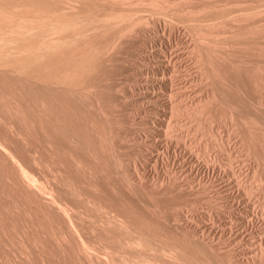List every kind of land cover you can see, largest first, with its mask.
<instances>
[{
  "label": "bare ground",
  "instance_id": "bare-ground-1",
  "mask_svg": "<svg viewBox=\"0 0 264 264\" xmlns=\"http://www.w3.org/2000/svg\"><path fill=\"white\" fill-rule=\"evenodd\" d=\"M145 1L148 2H146L147 6L149 4L150 8L147 10L151 17L156 14L154 16H161L162 20L168 18L166 22L163 21V24H166L163 26L167 27V22L168 27L171 24L170 27L175 26L173 27L175 29L176 26L182 25L183 28H187L185 29L190 32L189 34H193H191V37L194 36V39L191 38L193 42H191L192 45L190 43L191 46H188L191 47L188 50L193 61L192 64L195 63L194 68H197L196 72L199 73L198 76L200 75V81H203L207 86H204L207 89V92L205 91L206 95H203L204 97H195V100L185 102L184 97L177 95L178 89L177 93L173 89L175 95L172 94L171 89V91L168 90L167 97L153 91L154 87L149 90L150 88H143L142 86L143 89L138 87V90L135 91L131 88L129 90L123 84L121 86L128 88L125 95V89L123 93L120 90V85H118V88L114 83L112 84L113 79H110L107 70L114 65L124 66L132 61L130 58L133 59L134 57L135 59L130 64L138 70V74L134 76L138 78V82H144L143 85H157L158 88H167L169 77H167V74H169V71L171 72V69L179 77V69H177L179 67L174 64L170 69V63L168 64L170 58L168 61L165 59L164 49H148L149 47L147 45L148 48L145 47L142 44L143 42L140 45L136 43L135 51L132 49L134 47L131 48L132 50L129 49L131 52L134 51L132 53H129L130 51L127 49L130 47L128 46L130 41H134L136 37L141 38L142 41L145 39L152 40L154 37L160 39V36L157 35L159 33L150 34L145 31L146 28L144 30L142 28V26L147 27L150 26L148 23H152L150 19L143 17L145 16L143 13L139 14ZM204 1L199 2L200 4L198 3L199 5L197 4L195 7L198 8ZM221 1L223 2V0ZM175 2L176 0H0V264H263L261 259L264 257V241L261 235L264 232V220L259 214L254 212L249 214L246 211L245 215L239 214V216H236L237 219L233 218L236 222L238 220L244 228H260L259 233H257L260 242L258 241V249H254V255L253 252H250L253 256L251 255L252 257L246 259L245 262L244 257L242 258L243 262L236 261L234 258L233 263L231 257L236 254L232 253L233 248L229 252L232 255L229 256L231 260H227L229 253L227 254L228 251L223 250L222 243L220 245L219 242L212 241L213 237V239L208 238V236L204 238L205 231L202 229L201 231L200 227L197 228L189 221H186V224L191 228H189L191 231L187 232L186 230L187 233L184 232L185 229L179 231L178 224L175 227L167 222L171 217H167L166 211L172 210L173 217L177 219H173L174 222H179L181 218H184L182 209L187 204L189 206L191 202L184 204L179 202V199L185 201L192 194H203L209 189L207 185L210 184L212 179L210 178L208 184H205L204 180L201 179L212 177L216 172L219 174V178L220 175H223L221 177L223 178L226 170L223 167L225 164L227 166L224 168L233 167V160L239 152L243 153L242 156L247 161H252L250 164L252 167L249 170L250 172L244 175H242L244 171L241 173L239 170V174L235 171L236 185L239 184L238 187L245 183L247 185L244 179L245 181L249 179V184H255L256 187L257 185L263 186L262 188H264V156L262 157L263 154L259 153L260 150H257L262 148L264 152V120H261L262 117L260 119V116H255L257 108L264 112V61L246 60L249 54L256 52L257 49L258 53H264V41L256 40L254 44L251 43L253 46H257V49L255 48L256 50H253V52H251L254 48L252 45L249 46L252 47L249 50L250 48L246 47L247 44H242L247 39L252 41L254 38L255 41L259 38L255 34H258L259 30L264 28H259V25H264V19L260 24L261 19L257 20L255 17L258 16L255 15L264 14V6H262L264 4L260 2L261 5L258 4L260 7L253 4V7L249 6L248 9L244 5L242 8L245 9L237 7L238 10L234 9V11L237 10L236 12L240 11V13L236 15L227 5L226 7L229 10L227 11L225 8L226 10L223 11L224 3L229 4L227 1L223 2L221 7L216 6L219 1L217 4L214 2V5H212L214 9L212 10L210 5L212 2L206 6L203 5L202 7L205 6L206 8L201 7L202 10L200 7L198 9L191 8L194 5H190L191 2H194L193 0L188 3L189 7H186L187 5L184 7L188 0L185 3L176 2L177 5ZM172 4H175L176 8L178 5H182L183 8L180 6L179 10L174 9L175 7H171ZM254 5L257 7L255 8ZM207 7L210 8L207 9ZM232 7L234 6L232 5ZM168 9L172 10L171 13L174 9V14L176 10V13L179 12L176 14V18L173 14H170ZM167 11L170 15H167ZM230 12L235 13L233 14L234 18L235 16H238V18L240 16L244 17L246 25L251 21H258L259 25L254 24L255 22L252 25L251 22V25L245 27L244 21L242 24L240 23V26L244 25V27L242 26L243 29L241 27L242 30H240L238 21H233L232 23L235 22L234 24L238 26L231 24L233 29L230 27V23H227L229 26L225 25L228 22ZM225 13L226 16L228 15L226 17L227 21L224 18L222 19V17H225ZM219 14L223 15L220 16ZM232 14L229 19L232 18ZM171 15L175 20L172 19ZM169 16L173 21L169 19ZM250 16H255V20H251ZM241 17L237 19L240 20ZM246 17L249 18V21ZM152 25L155 28V25ZM225 26L231 29L226 30L227 27ZM169 31L172 32L171 34L173 32L176 34L175 31ZM262 32L260 30L259 39L262 37ZM246 35L254 37L245 40ZM262 39L264 40V36ZM246 43L250 44L249 40ZM243 46L251 53H247L246 50L245 52V48L241 49ZM240 51L248 54L245 60L242 58L245 54L241 53L242 56L239 54ZM261 53L259 54L261 55ZM133 55L134 57H131ZM260 55H257L259 59L264 56ZM257 56L254 55L252 58ZM190 58L188 57V59ZM262 58L264 60V57ZM225 67L233 69V71L235 69H245L249 74L252 85L255 87L254 91L256 89V92L257 90L260 92L258 95H261V97L258 98H263L262 100L258 99L257 101L254 95L252 96L253 89L251 90V96H248L250 97V99H247L248 102H251L253 97L256 102L252 101L256 104V108L254 105H248L255 109V111L249 110L252 114L249 111V113H245L249 107H245V111L241 109L244 113L239 110L240 107L238 106L243 105L246 102L245 100H240V102L244 101L243 104H239L235 99V101H229L233 96L236 99L238 97V95L235 96L237 90L234 92L235 94L230 92H233L232 90L235 88H241L240 86L235 87L237 84H232L233 77L230 74V80V77L227 76L229 72L226 74ZM233 75L236 74L233 73ZM247 76L243 77H246L248 81ZM228 77L231 88L232 85L235 87L232 90L227 85L228 81L226 79ZM172 79L171 81H173ZM200 81L198 82L200 83ZM174 83H171V85ZM218 84L228 86L227 93L233 94V96L228 95L231 96L228 99L226 93L224 94L227 88L222 86L226 89H219ZM114 92L116 94L122 92L125 98H123V102L131 104L132 108H138L141 111L130 113V108L128 113L127 109L129 107L124 108V112L127 111L126 113L129 114V122L133 124L137 119H147L155 134H163L164 137L166 136L169 139L175 137L177 141L179 139L181 143L178 142L179 144H177L178 156L181 152L186 153L184 148L187 147V158L190 160V165L186 167L187 164L183 161L179 163L180 170L181 172H189L191 179H197L198 187L195 184L193 188L191 184L193 181L191 182L190 179V181L185 180V182L182 179L183 183L179 184L178 182H181V179L178 178L182 174L177 177L176 170L172 171L170 167H168V171L171 170L169 175L165 173L166 175L156 177L155 181L151 180L154 183L151 182L150 184L149 182L150 185L146 184L149 171L144 168L139 170L137 167H134V169L126 167L124 163L126 160L125 154L129 147L138 146L142 141L148 142L154 147L159 142H157L155 134H153L155 136L150 134V136L141 137L142 135H139L141 128L139 131L134 129L133 134L131 132V137L129 134L127 135L130 132L127 128L123 129L124 123L119 115L122 112H118L122 111L123 107L120 110H118L119 108L114 110L116 115H111L112 111H109V108L115 109L114 106L118 102L113 101L115 98L111 100L110 94ZM237 93L239 94V92ZM243 95L246 99L249 94ZM119 100L122 101V99ZM111 101L114 102L113 106ZM245 104L247 105V103ZM119 107L121 106L119 105ZM219 109L221 111L218 113ZM135 112H138V110L136 109ZM117 115H119L122 122L119 120L118 122L114 118ZM262 115L264 117V114ZM216 119L228 123V136L222 135L218 130L216 131L221 135L214 132ZM120 123H123V126ZM117 124L119 128L122 126L124 133L119 132L121 130H118ZM148 124L146 123V125ZM219 124L221 123L219 122ZM212 125L213 129H211ZM131 128L130 130L133 129ZM226 128L228 127L226 126ZM204 135L206 139V135L215 139V142L214 140L211 141L215 143H212L211 147L216 146L218 152H224L226 162L220 158V154L213 155L212 152L211 154L207 152V149L209 151L212 148H208L210 147L207 144L208 141L207 143H201V138ZM232 135L240 138L238 149L234 146L236 143H234L232 149L231 146L229 147V140ZM187 136L191 138L189 139ZM216 136L218 137L216 138ZM186 137L189 139V141L185 139L188 142L184 140ZM182 140L187 143V146L185 143L182 144ZM164 142L161 141V143ZM169 144H172V142L170 141ZM120 145L127 147L125 150H128L123 149L125 154L120 149ZM258 145L261 147L259 148ZM140 146L143 145L140 144ZM147 148L148 146L144 145L143 150L141 148L133 149L130 155L135 157L148 155ZM118 149L123 152L120 153L121 155L124 154L125 160ZM216 150L214 149L215 152L212 150L213 153H216ZM237 151L239 152L237 153ZM164 154L169 155L170 153L167 150ZM174 154L175 157H178L176 153ZM241 154H238L239 158H241ZM211 155L213 156L211 157ZM133 157L130 158L134 159L135 157ZM131 159L129 161H132ZM155 159L156 163L159 159L162 164L165 160L164 156L160 157L159 154ZM179 159L177 160L179 161ZM136 160L128 163L136 164L134 163L137 162ZM175 161L176 159H174V163ZM166 164L168 165L167 162ZM173 165L175 166V164ZM229 169L231 168L229 167ZM232 171L234 172V168L231 169ZM233 172L232 176L235 173ZM113 177L118 178V186L117 181H114L117 178L113 180ZM184 178L186 179V177ZM214 179V182L218 180H216V177ZM211 187H214V185ZM243 187L245 190L246 186ZM253 187L251 185L249 192L254 190ZM262 188L261 192L264 190ZM255 189H259L257 191L260 192V188ZM223 190L220 191L221 194L224 192ZM212 192H215V190H212ZM225 193L228 194V192ZM219 194H216L217 198H220ZM260 195L264 196V194L259 193L256 197L260 199L258 197ZM169 197H171V200ZM211 198L209 196L208 200H214V202L213 204L209 203V205L214 206L217 198ZM224 198L226 199V197ZM262 198L264 199V197ZM193 201H195V198ZM220 203L222 202L220 201ZM218 206L215 205V209ZM215 214L218 213L215 212ZM213 229L215 230V227ZM213 233L218 234L217 230ZM223 233L219 236L221 239H226V235ZM227 236L229 237V235ZM227 240L224 241L227 242ZM228 247L225 250H228ZM236 256L238 257V255Z\"/></svg>",
  "mask_w": 264,
  "mask_h": 264
},
{
  "label": "rangeland",
  "instance_id": "rangeland-1",
  "mask_svg": "<svg viewBox=\"0 0 264 264\" xmlns=\"http://www.w3.org/2000/svg\"><path fill=\"white\" fill-rule=\"evenodd\" d=\"M179 1H183V0H176V2L177 3H179ZM187 1V0H186ZM186 1H183L184 3L186 2ZM194 2H191V0L189 1L188 0V2H186L187 4H184V7L186 6V7H189L190 5H192V4H194L193 5V7L191 6V8H196L195 6L200 2L201 3V1H203V0H193ZM210 1V2H209ZM208 1V3H211L212 1L211 0H209ZM215 1H217V0H214L210 5L212 6V5H214V2ZM219 1V2H218ZM217 2L219 3V4H217V2H215L217 5L216 6H220L221 7V5H223L222 3L223 2H225V1H227L229 4H225L224 3V5H225V7H222V8H224V10L223 11H225L226 9H227V7H226V5L227 6H229L228 8L231 10V11H234V9H237V7H239V9L240 8H242V6L244 5V7H249V6H252L253 7V4H256L257 6H259L258 4H260V2L262 1V0H223V2L221 1V0H218ZM220 1L222 2L221 4H220ZM258 1V2H257ZM147 1H145V3H146ZM175 2V3H176ZM180 2V3H181ZM182 2V3H183ZM191 2V4L189 5L188 3H190ZM196 2V3H195ZM249 2H251V3H249ZM145 3H143L142 4V7H141V9H140V11H139V14H142L143 13V15H145V16H143L145 19H150V21L152 22V23H148L150 26H147V27H145V26H142V28H143V30L146 28L147 30H145L146 32H149L150 34H157V33H159V34H157V35H159L160 36V39H161V37H162V39L160 40L159 38H157V37H154L152 40L151 39H145V40H147V41H142L141 40V38L139 39L138 37H136V38H134V41H130V45H128V46H130V47H128L127 49L129 50V49H131L132 47H134V48H132V49H134V51H135V47L137 46V45H140L142 42V44L143 45H145V47H147L148 49H164L165 50V59L168 61V59L170 60L169 62H168V64H169V66H170V69H171V67L175 64L176 65V67H179V68H177V69H179L178 70V72H179V77H178V75H176L177 73H175L174 74V72L172 71V69H171V72L173 73H171L170 71H169V74H167V77L169 76H171L170 78L168 77V86H167V88H158V86L156 87V86H150V85H146V84H144V85H146V86H144L143 85V83L144 82H142V83H140V82H138L137 80H138V78L136 77V76H134V75H137L138 74V70L136 69V68H134V66L133 65H131L130 63L131 62H133V60L135 59V57H134V55L133 56H131V57H134L133 59L132 58H130L132 61L130 62V63H127L126 65H117V66H112L111 67V69H108L107 71L110 73H108V75H110V79H113L111 82H112V84L114 83V85L115 86H117L118 88H119V86L118 85H123L124 84V86H126V87H128L129 88V90H131V89H133V90H138V87L140 88V89H143V88H146V87H148V89L149 90H151V89H153V87H154V90L153 91H157V92H159V93H161L160 95H166L167 97H168V90L169 91H171L172 90V94L174 93V92H178V90H179V92L177 93V95L179 96V95H181V97L183 98V99H185V102H190V100H195V97L196 98H199V96H201L200 98H202V96L203 95H206V92H207V89H206V85L204 84V82L203 81H200V75L198 76V74H197V68L195 69L194 68V66H195V63H194V65L192 64L193 63V61H192V59L190 58V54H189V50H190V48L188 47L189 45H190V43L191 42H193L192 40H191V38L192 39H194V36H192L191 37V34H189L190 32H187V28L185 29V28H183L182 27V25L181 26H176V29L175 28H173V27H175V26H171L170 27V25L171 24H169V27H168V22H167V27L166 26H163L164 24H163V21H167V19L165 18V19H161L162 17L160 16H158L157 15V17L156 16H154V15H156V14H152L151 12V14L153 15L152 17H151V15L149 14V11L147 10L148 8H150L149 7V4H148V6H147V3L145 4ZM177 3H176V5H177ZM181 3V4H182ZM199 3V4H200ZM204 3V4H203ZM207 3V0H205L204 2H202V4H201V6H198V8L200 7H202L203 5H208V3ZM238 3V4H237ZM261 3H263L264 4V1L263 2H261ZM198 4V5H199ZM234 6V7H232V5ZM250 4V5H249ZM145 5V6H144ZM175 5V4H174ZM173 4H172V6L171 7H175L174 9H178L180 6L183 8V4L182 5H178L177 6V8H176V5L174 6ZM189 5V6H188ZM239 5V6H238ZM246 5H248V6H246ZM256 5H254L255 6V8L257 7ZM261 5V4H260ZM204 6V7H205ZM210 6V7H211ZM231 6V7H230ZM241 6V7H240ZM262 6H264V5H262ZM261 6V7H262ZM146 7V8H145ZM170 7V8H171ZM204 7H202V8H204ZM209 7V8H210ZM242 8V9H245V8ZM251 7V8H252ZM260 7V6H259ZM198 8H196V9H198ZM202 8H201V10H202ZM206 8V7H205ZM208 7H207V9H209ZM217 8V7H216ZM226 8V9H225ZM250 8V7H249ZM174 9H173V13H171L172 12V10L170 11V9H168L169 11H170V14H173L174 16H175V18H176V14H178V13H176V11H175V14H174ZM180 9V8H179ZM178 9V10H179ZM212 9H214L213 8V6H212V8H211V10ZM218 9V8H217ZM229 9H227V11L229 10ZM248 9V8H247ZM147 10V11H146ZM150 10V9H149ZM219 10V9H218ZM238 10V9H237ZM236 10V11H237ZM204 11V10H203ZM217 11V10H216ZM236 11H234L235 13H236V15L238 14V13H240V11L237 13ZM202 12V11H201ZM233 12V14H235ZM231 13V12H230ZM148 14V15H147ZM169 14V12L167 11V15ZM169 14V15H170ZM200 15H201V13H199ZM202 14H203V12H202ZM232 14V13H231ZM231 14H229V16H231ZM233 14H232V18L231 19H229V16H228V22H226L227 20V16H226V13L224 14V16L225 17H222V19L224 18V20H226L225 22V25H227V26H229L230 25V27H232V25L233 26H237V25H235L234 23L236 22V21H238V26H239V29L240 30H242L243 29V27H244V25H245V27L246 26H248L252 21L251 20H255L254 19V17L255 16H258V17H255L257 20L260 18L261 19V22H260V24L262 23V19H264V14L263 15H260V14H262V13H258L259 15H255V16H250L251 18V22L249 23H247L248 25H246V19L243 17H241L242 19H240V20H238L239 18H238V16L236 17L235 16V18H234V16H233ZM166 15V16H167ZM173 15H171L172 16V19L173 20H175V18L173 17ZM214 15V14H213ZM220 16H222L221 14H219ZM219 15H217V16H219ZM146 16H147V18H146ZM149 16H150V18H149ZM171 16H169V19H171ZM215 16V15H214ZM260 16V17H259ZM263 16V17H262ZM252 17H253V19H252ZM262 17V18H261ZM153 20H152V19ZM155 18V19H154ZM160 18V19H159ZM238 18V19H237ZM246 18H248V17H246ZM171 19V21H173ZM233 19V20H232ZM245 19V20H244ZM156 22H155V21ZM159 20V21H158ZM230 20H232L231 22H229ZM148 21V20H147ZM161 21V22H160ZM170 21V20H169ZM233 21H235L234 23H232ZM245 21V22H244ZM248 21H249V18H248ZM260 21V20H259ZM149 22V21H148ZM154 22V23H153ZM160 24H159V23ZM244 22V23H243ZM255 22V23H254ZM254 22H252L251 24L253 25V23L254 24H257V25H259L258 24V21L256 22V21H254ZM264 22V21H263ZM229 25H228V24ZM243 23L244 25H242V26H240L241 24ZM151 24H154L155 25V28L153 27V25L151 26ZM232 24V25H231ZM250 24V25H251ZM166 25V24H165ZM227 26H225V27H227ZM237 26V27H238ZM166 27V28H165ZM230 27H227V29L226 30H230L231 28ZM241 27H242V29H241ZM261 27H264V25L262 24V26L261 25H259V28H261ZM149 28V29H148ZM152 28V29H151ZM154 28V29H153ZM173 28V29H172ZM233 28V27H232ZM156 29V30H155ZM172 30V31H175V33L176 34H174V32H173V34H171L172 32L171 31H169V30ZM234 29V28H233ZM238 29V28H237ZM153 30V31H152ZM155 30V31H154ZM164 32H163V31ZM179 30V31H178ZM236 30V29H235ZM258 30V29H257ZM257 30H254V31H257ZM261 30V32L262 31H264V28L263 29H260ZM260 30H259V33H260ZM169 31V32H168ZM177 31V32H176ZM189 31V30H188ZM253 31V32H254ZM165 33V34H164ZM178 33H179V36H178ZM256 33V32H255ZM258 33V32H257ZM255 34V35H257L259 38H260V34ZM264 32H262L261 34V39H259L257 36V38L258 39H255V41H254V36H252V37H250V35H249V37H248V35H246L247 37H244L245 38V40H246V38H253V40L252 41H250V39H247V41L246 42H248V40H249V42H250V44L249 43H246V42H244V43H242V44H244V45H246L247 44V48L249 49L250 47L249 46H251L252 45V47H254L253 49H252V47L249 49V50H251L252 49V51L251 52H253V50H256L257 49V46H253V44L256 42V40L257 41H259V40H261V41H264L262 38H263V36H264V34H263ZM169 34V35H168ZM183 34V35H182ZM187 34V35H186ZM254 34V33H253ZM252 34V35H253ZM175 35H176V37H175ZM190 35V36H189ZM193 35V34H192ZM178 36V37H177ZM189 38H188V37ZM168 37H170V38H168ZM138 39V40H137ZM157 39V40H156ZM170 39V40H169ZM154 40V41H153ZM178 40V41H177ZM186 40V41H185ZM243 40V39H242ZM176 41H177V43H176ZM244 41V40H243ZM164 42V43H163ZM136 43H137V45H136ZM152 43V44H151ZM173 43V44H172ZM187 43H189V44H187ZM251 43H253V44H251ZM161 44V45H160ZM163 44V45H162ZM176 44H178V45H176ZM135 45V46H134ZM147 45V46H146ZM151 45V46H150ZM158 45V46H157ZM191 45H192V43H191ZM190 45V46H191ZM154 46H156V47H154ZM163 46V47H162ZM166 46V47H165ZM184 46V47H183ZM242 46V45H241ZM161 47V48H160ZM173 48V49H172ZM245 47L243 46V48H241V49H244ZM256 48V49H255ZM131 49V50H132ZM182 49V50H181ZM185 49V50H184ZM189 49V50H188ZM127 50V51H128ZM131 50H129L128 52L129 53H132V52H134V51H132L131 52ZM170 50V51H169ZM180 50V51H179ZM247 51V49L245 48L244 49V51ZM247 51V53H251L250 51ZM258 50V49H257ZM256 50V52H254V53H251V54H249V56H248V54H246L245 52H243L242 53V51H240V53L239 54H241L242 56V58L245 60L246 58L245 57H247L248 56V58L246 59V60H248V61H258V60H261L260 62H263L264 60H262L263 58L262 57H264V56H261V55H264V53H261V52H259V53H261V55L258 53V51ZM177 51V52H176ZM179 51V52H178ZM184 51V52H183ZM188 51V52H187ZM172 52V53H171ZM186 53H188L187 55H189V56H187L186 55ZM184 54V55H183ZM253 54V55H252ZM172 55V56H171ZM178 55V57H176ZM251 55V56H250ZM257 56V55H260L261 56V59H259L258 57L259 56H257V57H254V58H252V56ZM168 56V57H167ZM169 56H171V57H169ZM167 57V58H166ZM183 57V58H182ZM188 57L191 59H188ZM251 57V58H250ZM182 60H181V59ZM186 58V59H185ZM176 59H178V60H176ZM252 59H254V60H252ZM172 60V61H171ZM189 60V61H188ZM174 62V63H173ZM181 64H180V63ZM184 62H187L186 64L184 63ZM177 63V64H176ZM180 65H179V64ZM185 64V65H184ZM189 66H188V65ZM120 66V67H119ZM127 66V67H126ZM131 66V67H130ZM181 66V67H180ZM186 66V67H185ZM188 66V67H187ZM115 67H117L116 69H115ZM123 70H122V69ZM131 68V69H130ZM185 68V69H184ZM226 68V70H227V72H226V74H227V76H229L230 77V80H231V76L233 77V81L234 82H236V83H234L233 81H232V84L233 85H235V84H237V86L235 85V87H239L240 86V88L241 89H236L235 87H233V85H232V88H235V89H233L232 90V88H231V85H229L230 83V81H229V77L226 79V81H228V84L227 85H229L230 86V90H232L233 92H230V91H228V92H230V93H233V94H235L234 92H236V90H237V92H239V94L236 92V94H235V96L236 95H238V97H237V99L233 96V94H229V93H227V90L229 89V87L228 86H226V85H222L223 87H226V88H222V86H220L219 84V89H223V90H225L224 91V94L226 93V97L229 99L231 96H228V95H232L233 96V98L231 97V99H229V101L231 100V101H233L234 99L235 100H237L236 102H239V104H243L242 102H244V101H241L240 102V100H245L246 102L245 103H247V105L244 103L243 105H239L238 107H240L239 108V110L240 111H242L243 113H244V111L246 110L245 109V107L247 108V107H249L248 108V110L245 112V113H247L249 110H254L255 111V109L254 108H252L251 106H248V105H254V107L256 108V104H254V103H256L254 100V97L256 98V100L258 101V99H260V98H258V97H261V95H258V93H260L258 90H257V92H256V89H255V91H254V86L252 85V83H251V80H250V78H249V74H248V72H246L245 71V69L243 70L242 68V74H240L241 72H240V70L241 69H239V70H237V69H235V71H233V69H227V67H225ZM229 68V67H228ZM129 69L131 70L130 72H129ZM189 69V70H188ZM111 70H114L113 72L111 71ZM118 72H117V71ZM122 70V71H121ZM134 70V72H132ZM181 70V71H180ZM233 71V72H231V71ZM183 71V72H182ZM240 73H239V72ZM125 72V73H124ZM236 72V73H235ZM130 73V74H129ZM171 73V74H170ZM233 73L234 74H236V75H233ZM243 73H244V75H243ZM115 74V75H114ZM117 74V75H116ZM132 74V75H131ZM226 74H225V78L227 77L226 76ZM230 74H231V76H230ZM240 74V76L238 77V75ZM247 74H248V76H247ZM112 75H114V76H112ZM242 75V76H241ZM115 76H117V77H115ZM176 76V77H175ZM184 76H185V78H184ZM243 76H247V79H248V81L246 80V77H243ZM119 77V78H118ZM235 77V78H234ZM172 78H174V79H176V80H174V79H172ZM243 78V79H242ZM110 79H109V81H110ZM115 79V80H114ZM171 79L174 81V82H179V83H174L173 81H171ZM245 79V80H244ZM136 80V81H135ZM200 81V83L198 82V81ZM247 81V82H246ZM116 82H118V83H116ZM127 82H128V84H127ZM135 82V83H134ZM202 82V83H201ZM239 83V85H238V83ZM110 83V82H109ZM131 83V84H130ZM137 83V84H136ZM171 83H174V84H172V85H174V86H172L171 85ZM246 83V84H245ZM251 85H250V84ZM141 84V85H140ZM178 84H179V87H178ZM182 84V85H181ZM186 85V86H185ZM130 86V87H129ZM132 86V87H131ZM142 86H143V88H142ZM171 86V87H170ZM180 86H182V87H180ZM204 86H206V87H204ZM250 86V87H249ZM253 86V88H251ZM121 87H123V86H121ZM120 87V90L124 93V89H125V95L127 94V92H128V88H125V87H123V88H121ZM135 87H136V89H135ZM174 87H177V88H174ZM244 87V88H243ZM131 88V89H130ZM251 88V89H250ZM155 89H157V90H155ZM159 89H161V90H163V91H160ZM171 89V90H170ZM173 89L175 90L174 92H173ZM178 89V90H177ZM253 89V94H252V96L254 95V97H253V102L251 101H247V99H250V97H248V96H251V93H252V90ZM119 90V91H120ZM159 90V91H158ZM222 90V91H223ZM235 90V91H234ZM244 92H242V91ZM166 91V92H165ZM206 91V92H205ZM242 93H241V92ZM117 92V91H116ZM122 92H119V93H112V94H110V97H111V100H112V98H115V99H113V101L115 102V101H118L117 102V107L116 106H114L115 107V109L114 108H109V111L111 112V115H116V113L114 112V110H116L117 108H119L118 110H120V108H122V111L120 110V111H118L119 113H121V114H119V113H117V114H119L120 115V118H122V120H123V123H124V126H126V127H124L123 126V123H120V125L122 124V126H123V129H128V131L130 132V133H127V135L129 134L130 135V137L132 136V134H133V130L134 129H138L137 131H139V129L141 128V130H140V134H139V132H137L141 137H143V136H150V134L152 135V136H155V137H157L156 138V140H157V142H159L158 143V145H155L154 147H152L153 145H151L150 143H148V142H145V141H142V143L140 142L139 143V145L137 146V145H134L133 147H129L128 149L130 150H128V149H126V150H128L129 151V153H128V151H127V153L125 154V148H127V147H123V145H120L119 147H120V149H122V151H123V149L125 150V151H123L124 152V154L126 155V158L125 157H123L124 156V154L123 155H121V153H123L122 151H120L119 149H118V151H119V153H120V155L123 157V159L125 160L124 161V163H125V165H126V167L129 169V167H130V169H134V167H137L139 170H141L142 168H144L145 170H147V171H149L148 172V175H147V179L146 180H148L147 182H146V184L147 185H150L151 184V182L152 183H154L153 181H151V180H156V177H161V175L163 176V175H166L165 173H167L168 175H169V173L171 172V170L170 169H172V171H175L176 172V174H177V177L178 176H180L179 174H182L181 176H180V178H178L181 182H178L179 184H182L183 183V181L185 182V180L186 181H190L191 180V184L193 185V188L196 186V187H198L199 185H198V183H197V179H191V176H189V172H181V170H180V165H179V163H181V162H183V161H185V163L187 164L186 165V167L187 166H189L190 165V160L187 158L188 157V151H187V143L186 142H188L189 141V139L191 138H189L188 136V138L186 137V138H184V140L186 139H188V141H186V142H183V140H182V144L184 145V143L186 144V148H184V150H185V152L186 153H184V152H181L180 153V156H178L179 155V151H178V147H177V144H179L178 142H180L181 143V141H179V139H178V141L175 139V137L173 138V137H170V139L168 138V137H166V139H165V137H164V135L163 134H161V135H158V134H155V131L154 130H152V128L153 127H151V124H150V122H147V119H144V118H140V119H137V121L136 122H133V124H132V122H129L130 120H129V114H127L126 112L128 111V113H129V110H130V108H131V110H130V113H139V112H141V111H139V109L138 108H132V105L131 104H126V103H124L123 102V100L125 99L124 98V94L122 93ZM164 92H165V94H164ZM176 93H174L173 95H175ZM255 93V94H254ZM115 94V95H114ZM123 94V95H122ZM243 94H249V95H247L246 97V99H245V96L243 95ZM112 95V96H111ZM240 95V96H239ZM258 95V96H257ZM115 96H117V97H115ZM123 96V97H122ZM242 96V97H241ZM173 97H175V96H173ZM186 97V98H185ZM204 97V96H203ZM225 97V99H227ZM241 99H240V98ZM244 97V98H243ZM124 98V99H123ZM119 99H122V101L120 102V100ZM227 99V100H228ZM263 99V98H262ZM262 99H260V100H262ZM234 100V101H235ZM113 101H111V105L113 106ZM116 103V102H115ZM119 103H121V104H119ZM253 103V104H252ZM119 105L121 106V107H119ZM139 105V104H138ZM109 106H110V104H109ZM111 106V107H112ZM243 106V108H241ZM129 107V108H128ZM126 109V108H128L127 109V111L126 112H124V110L123 109ZM140 109H141V107H139ZM136 109L138 110V112H135L136 111ZM241 109H244V111L243 110H241ZM259 110V108H257V112L255 111V114H254V112H253V114L255 115V116H260L259 118L261 119V117H262V119L261 120H264V117H263V115L262 114H264V112H262V110H259L260 112H262L261 114H259L260 112L258 111ZM132 111V112H131ZM134 111V112H133ZM221 110L219 109L217 112L219 113ZM251 111H249L250 112V114H252L251 113ZM114 112V113H113ZM248 112V113H249ZM259 112V113H258ZM126 113V114H125ZM124 114V115H123ZM258 114V115H257ZM119 115H117V116H112V117H114L117 121L119 120V121H121L120 120V118H119ZM125 117H127V118H125ZM218 117V116H217ZM219 117H220V115H219ZM119 118V119H118ZM126 119V121H125V119ZM218 119V118H217ZM216 119V122H214L215 123V125L214 126H216V128L214 127V132H216V134L217 135H225V136H228L227 134H229L228 133V131H229V126H228V123L227 122H224L223 123V120H217ZM141 120V121H140ZM118 121V122H119ZM126 122V124H125V122ZM122 122V121H121ZM128 122V123H127ZM139 122V123H138ZM143 122V124H141V123ZM144 122H146L148 125H146V123H144ZM218 122V123H217ZM219 122L221 123V124H219ZM219 125H217V124ZM227 123V124H226ZM132 124V125H131ZM136 126H135V125ZM138 124H140L139 126H138ZM225 126H224V125ZM131 125V126H130ZM134 125V126H133ZM220 125H221V127H220ZM122 126H120L121 128H119L118 127V124H117V127H118V130H121V131H119L120 133H124L125 131L123 130L122 131ZM130 126V127H129ZM148 126V127H147ZM226 126L228 127V128H226ZM133 129H132V128ZM143 127V128H142ZM212 128L211 129H213V125L211 126ZM130 128L132 129V130H130ZM144 128H145V130H144ZM149 128H150V130H149ZM152 130V131H151ZM216 130H218L221 134H219L218 133V131H216ZM228 130V131H227ZM127 131V130H126ZM127 131V132H128ZM143 131V132H142ZM146 133H145V132ZM154 131V132H153ZM131 132H132V134H131ZM147 132H149L148 134H147ZM144 134H146V135H144ZM153 134H155V135H153ZM159 136V137H158ZM207 136V139L205 138V135L204 136H202V138H201V143H207V141L209 142V143H207V144H209L210 145V147H208V148H212L211 150L209 149V151H208V149H207V152H209L210 154H211V152H212V154L213 155H219L220 156V158H222V159H224V162H226V155L224 154V152H218V148H215V147H211L213 144L212 143H214L215 142V139L214 138H212V137H210V136H208V135H206ZM225 136H222L223 138H226ZM233 136V137H232ZM231 137H230V140H229V147L231 146V149H232V147H234V146H236L237 147V149H238V146H239V144H240V138L238 137H234V135H232ZM162 137V138H161ZM192 137H194V136H192ZM218 136H216V138H217ZM161 138V139H160ZM195 138V137H194ZM235 138H237V139H235ZM165 139V140H164ZM173 139V140H172ZM166 140H168L167 142H166ZM181 140V139H180ZM204 140V142H202ZM206 140V141H205ZM214 140V142H211V141H213ZM238 140V141H237ZM161 141L162 142H164V143H161ZM172 142V144H169V142ZM177 141V142H176ZM235 141H237V142H235ZM144 142H145V144H144ZM238 142H239V144H238ZM176 143V144H175ZM232 143V144H231ZM234 143H236L235 145H234ZM140 144H142L143 146H140ZM147 144V145H146ZM165 144H167L166 146H165ZM215 144V143H214ZM144 145L147 147L148 146V148H150V149H148L147 148V150L149 151V153H147L148 155H138V157H135L134 155H130V154H132V153H130V152H132L133 151V149H137V148H141L142 150L144 149ZM149 145H151V146H149ZM164 145V146H163ZM171 145H173V146H171ZM182 145V146H183ZM234 145V146H233ZM158 146V147H157ZM208 146V145H207ZM118 147V148H119ZM155 147H157V148H155ZM173 147H175L174 149H173ZM236 147L234 148L235 150H236ZM258 147H259V145H258ZM261 147V146H260ZM259 147V148H260ZM153 148H155V149H153ZM163 148V149H162ZM168 150V152L170 153L169 155H167V154H164V153H166V151ZM214 149H217L216 150V153H213V151H214ZM158 150H161V151H158ZM175 150V151H174ZM183 150V151H184ZM213 150V151H212ZM258 151H259V153H262V154H260V155H262V157L264 156V152H263V150H262V148H260V149H257ZM153 152V153H151V152ZM157 152V153H156ZM161 152V153H160ZM163 152V153H162ZM172 152H173V154H172ZM215 152V151H214ZM236 152V151H235ZM239 151H237V153H238ZM174 153H176V156H178V157H175V154ZM208 153V154H209ZM242 153V152H241ZM240 152L238 153L239 155L241 154ZM159 154V156L161 157L162 155L164 156V159L165 160H163V164H162V162H160V160L159 159H157V162L160 164L159 166H158V163H156V157H157V155ZM161 154V155H160ZM178 154V155H177ZM184 154H186V155H184ZM209 154V155H210ZM224 156H222V155ZM237 154V155H238ZM166 155V156H165ZM213 155H211V157L213 156ZM237 155H236V158H235V160H233V162H234V164H232V166L233 167H231V166H228L227 168H224V167H226L227 166V164H225V166L223 167V169H226L225 170V176L223 177V178H221L223 175H220V178H219V174H217V172L214 174V175H212V177L211 176H209V178L208 177H206V178H202L201 180L203 181L204 180V182H205V184H208L209 183V181H210V178L212 179L211 181H210V186L209 185H207L208 187H209V189L208 190H206L203 194L202 193H200V194H198V195H195V194H192L191 196H188V198L189 199H186L185 201L183 200V199H179V202H181V203H184V204H186V203H188V202H191L192 203V206H191V203H189V206H188V204L186 205V206H184L185 208H183L182 209V212L184 213H182V215H183V217L184 218H181L180 220H179V222L177 223L176 221L174 222V220H177L176 218H174L173 216H174V213L172 214V210L171 211H169V210H167L166 211V214H168L167 215V217L169 218V217H171V218H169L168 219V221L167 222H170L169 223V225H172V226H175L176 224H178V228H179V231H183V229H185V231L184 232H186V230H187V232L188 231H191V230H189V226H187V224H186V221H189V223H193L197 228H199L200 230L202 229L203 231H205L204 233L205 234H203V237L204 238H207V236H208V238H210V239H213L212 241H216L217 243L219 242L220 243V245H222V248H223V250L226 252V251H228L227 252V254L229 253V252H231V250H232V248H233V251H232V253L234 254V253H236V254H234L235 256L233 257L232 255H230V253H229V255H228V258H227V260H231V258H232V262L234 263V258H235V260L236 261H239V262H243V260H244V262L246 261V259H249V258H251L253 255H254V253H255V251H254V249L255 250H257L258 249V244H259V242H260V238L257 236L258 234L257 233H259V231H260V228H258V227H253V228H251V227H247V228H244L241 224H239V222H238V220H237V222H236V220L234 221L233 220V218L234 219H237L236 218V216H239V214L240 215H245L247 212L250 214L251 212H254V213H257V214H259L261 217H263V220H264V199L262 198V197H264L263 195L261 196H258L260 199H258L256 196L257 195H259V193H262V194H264L263 192H264V190H262L263 192H261V188L263 187V186H258L257 185V187L258 188H260V192L259 191H257V190H259V189H255V188H257L256 187V185L255 184H249L250 182L248 181V180H246L245 181V179H244V182H247V185H246V183L245 184H243L242 186L240 185L239 187H238V185H236V172L235 171H237V173L239 174L240 173V171H241V173L243 172V174L242 175H244L245 173L247 174V172H250L249 170H251V163H252V161H247V159H245V157H243L242 155H243V153L241 154V158H239V155H238V157H237ZM135 158H134V157ZM130 158V157H133L135 160L137 159V158H140V159H137L136 161L137 162H134V163H138L137 165L136 164H131V163H128V162H132V161H135L134 159H131L132 161H129L130 159H128V158ZM148 157V158H147ZM182 159H181V158ZM143 158H144V160H143ZM147 160H146V159ZM167 158V159H166ZM181 160H180V159ZM243 158V159H242ZM264 158V157H263ZM172 160L171 162L169 161V160ZM174 159H176V161H175V163H174ZM177 159H179V161L177 160ZM245 159V160H244ZM147 162H146V161ZM148 160H149V162H148ZM155 160V161H154ZM187 160V161H186ZM239 160V161H238ZM126 161H127V164H129V165H127L126 164ZM244 161V162H243ZM152 162V163H151ZM155 162V163H154ZM166 162L168 163V165L166 164ZM145 163V164H144ZM154 163V164H153ZM165 163V164H164ZM178 163V164H177ZM144 164V165H143ZM173 164H175V166L173 165ZM176 164H177V166H176ZM236 164V165H235ZM132 165V166H131ZM169 165H171V166H169ZM174 166V168H176V169H174L173 168V166ZM179 165V166H178ZM148 166H149V169H148ZM153 166H155V167H153ZM185 166V165H184ZM156 167H157V169H156ZM166 167H167V169H166ZM168 167H170V169H169V171H168ZM178 167V168H177ZM229 167L231 168V169H233L234 168V177L232 176V172H231V169H229ZM137 168H135V169H137ZM147 168V169H146ZM250 168V169H249ZM161 169V170H160ZM174 169V170H173ZM179 169V170H178ZM151 170V171H150ZM178 170V171H177ZM240 170V171H239ZM158 171V172H157ZM166 171V172H165ZM180 171V172H179ZM239 171V172H238ZM246 171V172H245ZM159 172H161V173H159ZM163 172V173H162ZM159 175H157V174ZM227 173V174H226ZM151 174V175H150ZM153 174V175H152ZM186 174V175H185ZM150 175V176H149ZM154 178H153V177ZM186 177V179L184 178V177ZM213 176H215L216 177V180L217 181H213V179L215 178V177H213ZM228 176V177H227ZM245 177V176H244ZM115 178H117V177H115ZM114 177H113V180L115 179ZM152 178V179H151ZM188 178V179H187ZM229 178H230V180L232 181H230L229 180ZM248 178V177H247ZM150 179V180H149ZM182 179H184L183 181H182ZM190 179V180H189ZM206 179V180H205ZM145 180V181H146ZM179 180H177V181H179ZM196 180V182H194ZM208 180V181H207ZM215 180V179H214ZM224 180V181H223ZM229 180V181H228ZM116 183H117V186H118V178L117 179H115L114 180ZM207 181V182H206ZM213 181V182H212ZM149 182H150V184H149ZM214 183V184H212V183ZM224 182V183H223ZM235 182V183H234ZM220 183H222L221 185H220ZM226 183V184H225ZM196 184V185H195ZM217 184H218V186H217ZM195 185V186H194ZM212 185H214V187H211ZM220 185V186H219ZM226 185H227V187H226ZM231 185V186H230ZM250 185V186H249ZM251 185H253L254 187V190H252L251 192H249L250 190V187H251ZM215 186H217V187H215ZM243 186H246V191L248 192H246L243 188ZM119 187H120V185H119ZM223 187V188H222ZM242 187V188H241ZM247 187H248V189H247ZM217 188V189H216ZM219 188H222V189H219ZM227 188H229V189H227ZM230 188H232V189H230ZM214 191L215 190V192H212V190ZM224 189V190H223ZM262 189H264V188H262ZM216 190H217V192H216ZM224 191V192H222V194L220 193V191ZM233 190H234V192H233ZM243 190V191H242ZM255 190H256V192H255ZM240 191V192H239ZM212 192V193H211ZM225 192H228V194L227 193H225ZM229 192H230V194H229ZM237 192H239V193H237ZM254 192V193H253ZM259 192V193H258ZM214 193V194H213ZM220 193V194H219ZM234 193H236V194H234ZM252 193V194H251ZM256 193V194H255ZM205 194V195H204ZM216 194H219V197L220 198H217L216 197ZM226 194V195H225ZM126 195V194H125ZM195 195V197H193ZM207 195H208V197H207ZM215 197H214V196ZM128 196V195H127ZM197 196V197H196ZM209 196H211L212 198L211 199H216L217 200V202H215V204H214V206H211V204H213V202H214V200H211V201H209L208 200V198H209ZM228 196H229V199H228ZM191 197V198H190ZM204 197V198H203ZM224 197H226V199L224 198ZM170 198V200H171V197H169ZM194 198H195V201H193L194 200ZM198 198V199H197ZM206 198V199H205ZM222 198V199H221ZM218 199H221V200H218ZM182 200H183V202H182ZM188 200V201H187ZM201 200V201H200ZM208 200V203L206 202ZM215 200V201H216ZM234 200V201H233ZM259 200V201H258ZM263 200V201H262ZM178 201V200H177ZM195 202L194 203V205H193V202ZM220 201L222 202V203H220ZM230 201V202H229ZM197 202V203H196ZM209 203H211L210 205H209ZM218 203H220V204H218ZM233 203V204H232ZM161 204H164V203H161ZM197 204V205H196ZM230 204V205H229ZM215 205L216 206H218V207H216L217 209H215ZM238 205V206H237ZM162 206V205H161ZM211 206V207H210ZM234 206V207H233ZM213 207V208H212ZM233 207V208H232ZM193 208H194V211H193ZM212 208V209H211ZM247 208V209H246ZM214 209V210H213ZM252 211H251V210ZM253 209H255L254 211H253ZM199 210V211H198ZM208 210V211H207ZM240 210V211H239ZM238 213H237V212ZM247 211V212H246ZM174 212V211H173ZM215 212L216 213H218V214H215ZM209 213V214H208ZM170 214H172V215H170ZM200 214H202V215H200ZM233 214H235V215H233ZM238 214V215H237ZM188 215V216H187ZM198 215V216H197ZM218 215H219V217H218ZM228 215V216H227ZM232 215V216H231ZM230 216V217H229ZM186 218V219H185ZM213 218V219H212ZM174 219V220H173ZM189 219V220H188ZM226 219H228V220H226ZM232 219V220H231ZM238 219H239V217H238ZM171 220V221H170ZM192 220V221H191ZM213 220V221H212ZM181 221V222H180ZM183 221V222H182ZM202 221V222H201ZM212 221V222H211ZM233 223H232V222ZM174 222V223H173ZM185 222V223H184ZM196 222V223H195ZM213 222H215V223H213ZM218 222V223H217ZM238 224H236V223ZM213 223V224H212ZM197 224V225H196ZM204 224V225H203ZM208 224H211V225H208ZM215 224V225H214ZM186 225V226H185ZM199 225H203V226H199ZM219 225V226H218ZM241 225V226H240ZM183 226V227H182ZM185 226V227H184ZM212 226V227H211ZM176 227V226H175ZM187 227V228H186ZM207 227V228H206ZM213 227H215V230L213 229ZM242 227V228H241ZM255 228V229H254ZM263 228H264V226H263ZM181 229V230H180ZM191 229V228H190ZM206 229V230H205ZM213 231H212V230ZM252 231H251V230ZM178 230V229H177ZM201 230V231H202ZM212 232H211V231ZM216 230H217V232H218V234L216 235L215 233H213V232H216ZM262 230V229H261ZM224 232L223 234H225L226 235V239H221V237L219 236V235H221V233L222 232ZM251 231V232H250ZM264 231V230H263ZM186 232V233H187ZM221 232V233H220ZM226 232V233H225ZM253 232H254V234H253ZM209 233H210V235H209ZM228 233V234H227ZM190 234V233H189ZM207 234V235H206ZM244 234V235H243ZM253 234V235H252ZM263 235H261V237H262V240L264 241V232L262 233ZM213 235H215V236H213ZM227 235H229V237L227 236ZM210 236V237H209ZM219 236V237H218ZM200 237H201V235H200ZM213 237V238H212ZM228 237V238H227ZM253 238V240H251ZM257 238V239H256ZM228 239V240H227ZM255 239V240H254ZM227 240V242L230 240H232L231 242L229 241L228 242V244H227V242H225V241ZM259 241V242H258ZM216 242H214V243H216ZM226 243V244H224V243ZM258 242V243H257ZM222 243V244H221ZM254 244H256V245H254ZM226 246V247H225ZM229 246V247H228ZM239 246V247H238ZM247 246V247H246ZM250 246V247H249ZM254 246V247H253ZM227 247H228V250H225V249H227ZM245 247V248H244ZM256 247V248H255ZM231 249V250H230ZM252 249V250H251ZM224 251H222V252H224ZM239 252V253H238ZM253 252V255L251 254V253ZM231 253V254H232ZM236 255H238V257L236 256ZM245 255H246V257H245ZM252 255V256H251ZM231 258H230V257ZM242 256V257H241ZM264 256V255H263ZM262 256V257H263ZM241 257V258H240ZM244 257V258H243ZM237 258V259H236ZM242 258H243V260H242ZM264 258V257H263ZM261 259L263 262V264H264V259ZM238 259H240V260H238ZM257 261V260H256ZM258 263H260V262H258ZM232 264V263H231Z\"/></svg>",
  "mask_w": 264,
  "mask_h": 264
}]
</instances>
